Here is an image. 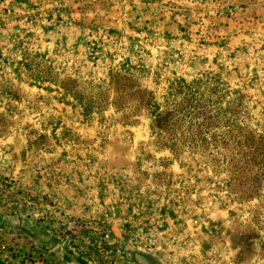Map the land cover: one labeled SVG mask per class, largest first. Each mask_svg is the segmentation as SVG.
<instances>
[{
	"label": "rangeland",
	"instance_id": "rangeland-1",
	"mask_svg": "<svg viewBox=\"0 0 264 264\" xmlns=\"http://www.w3.org/2000/svg\"><path fill=\"white\" fill-rule=\"evenodd\" d=\"M179 78L202 107L160 140ZM252 131L264 0H0V264H264Z\"/></svg>",
	"mask_w": 264,
	"mask_h": 264
},
{
	"label": "trees",
	"instance_id": "trees-1",
	"mask_svg": "<svg viewBox=\"0 0 264 264\" xmlns=\"http://www.w3.org/2000/svg\"><path fill=\"white\" fill-rule=\"evenodd\" d=\"M199 81H201V79H193L189 83H186L185 80L181 78L174 80L172 83L173 88H170L169 93L166 97V105H164L163 109L160 110L159 106L154 102L152 92H148L149 100L147 101L146 105L148 104V102L152 104V106H150V108L148 109H150L152 111V114H154L151 129L158 139L161 140V137H165V133L167 131H172L170 133V135H172L176 127V122L178 120L187 118L191 119L192 117H196L199 114L198 110L202 107L197 95L199 90L197 84L199 83ZM176 97L180 98L181 100L177 104L175 103V100H177ZM171 98L172 100L170 101V103L167 102V100ZM182 102H184V104H182ZM168 104L171 105L169 106ZM199 124L202 125L203 123ZM252 132V136L250 137L251 140H245L242 144L243 146H246L248 148V152L243 156H245V158L251 156L250 159L254 161L257 169H261V175H264V153L261 154V152L258 151V153L255 155V153L257 152L256 145L259 135H256L254 131ZM176 139V136H170V140L174 141V143H176ZM260 140L262 141L260 143L261 147L264 150V136L260 135ZM171 148L175 149V146L171 145ZM257 157L259 159V162L255 160Z\"/></svg>",
	"mask_w": 264,
	"mask_h": 264
},
{
	"label": "flooded vegetation",
	"instance_id": "flooded-vegetation-1",
	"mask_svg": "<svg viewBox=\"0 0 264 264\" xmlns=\"http://www.w3.org/2000/svg\"><path fill=\"white\" fill-rule=\"evenodd\" d=\"M134 256H132L131 261L133 264H158L156 260L153 258L149 257L148 255L144 254H138L134 253Z\"/></svg>",
	"mask_w": 264,
	"mask_h": 264
},
{
	"label": "crops",
	"instance_id": "crops-1",
	"mask_svg": "<svg viewBox=\"0 0 264 264\" xmlns=\"http://www.w3.org/2000/svg\"><path fill=\"white\" fill-rule=\"evenodd\" d=\"M256 32V31H255ZM236 38V37H235ZM240 41L242 40V39H239Z\"/></svg>",
	"mask_w": 264,
	"mask_h": 264
}]
</instances>
